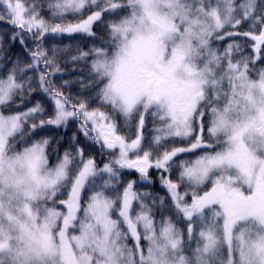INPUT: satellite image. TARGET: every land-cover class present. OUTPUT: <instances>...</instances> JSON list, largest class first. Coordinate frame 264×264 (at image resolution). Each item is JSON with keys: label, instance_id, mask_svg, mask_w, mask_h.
I'll list each match as a JSON object with an SVG mask.
<instances>
[{"label": "snow or ice", "instance_id": "obj_1", "mask_svg": "<svg viewBox=\"0 0 264 264\" xmlns=\"http://www.w3.org/2000/svg\"><path fill=\"white\" fill-rule=\"evenodd\" d=\"M106 16L71 57L90 60L74 99L46 40L94 38ZM0 28V60L6 40L29 58L0 69V264H264V0H0ZM37 90L50 113L20 110ZM70 120L102 167L78 143L53 165L32 139ZM153 168L167 199L123 181Z\"/></svg>", "mask_w": 264, "mask_h": 264}, {"label": "trees", "instance_id": "obj_2", "mask_svg": "<svg viewBox=\"0 0 264 264\" xmlns=\"http://www.w3.org/2000/svg\"><path fill=\"white\" fill-rule=\"evenodd\" d=\"M30 2V0H29ZM45 18L47 19L49 17V14L47 11L44 13ZM109 16H106L103 23H98L94 27L95 31V37L90 38L83 35H76L72 38H69L67 36L65 37H51L49 36L46 40V45L50 46L52 43H58L60 47L66 48V52L62 54L60 59V66L62 69V75H58L55 78V83L57 86H59L63 81H69V86L62 89L65 94L72 96L74 99L77 97L80 98H87L89 96V93L86 91H83L80 87V80H84L85 83H87V79L89 76V67L90 64L89 61L81 60L79 62H73L71 60V57L73 55L77 54V49H82L84 51H88L93 45L100 46L101 42L107 39L106 31H105V24L109 21ZM73 17L69 15L67 17V20H72ZM57 21H52V23H55ZM247 30V26L245 25L240 29V31ZM6 31V29L0 28V32ZM34 43L31 39L27 40V47L29 49L33 48ZM214 46L221 47L220 44H214ZM4 49L6 50V56L3 60H0V69L4 68L5 63L8 62V59L15 60L17 57H20L21 60L25 63L29 62L28 54L25 52L24 47L21 46L19 41H7L4 44ZM250 54V48L248 49ZM8 67H11V64L8 63ZM256 68H264V63H258L256 65ZM31 75V73H29ZM83 92V95H81ZM17 100H19V97H17ZM41 102L47 109L48 112H51V102L48 101L47 97L41 93L39 90L32 93V96L30 100L26 99L25 104L20 108L21 111L26 110V108L33 106L36 102ZM92 107H97L95 103L91 105ZM47 118L46 116L44 117ZM120 120V118H117ZM37 123L39 122V118H37ZM121 124L123 121H120ZM152 128H153V122L151 118L149 117L146 121V127L144 128V135L146 138H151L152 136ZM75 134L76 140L73 141V135ZM42 137H47L50 139L51 144L49 147V154H50V163L55 164L57 162V155H63L64 151L68 149L70 146H75V144H79L80 147L84 148L85 150V158L92 156L95 158L98 166L102 167L105 162H107L111 157L105 153L101 154V151L99 149L98 145H93L91 142L86 141L83 137L82 133L78 131L77 122L75 120H70L67 124V126H61V127H55V126H46L42 129H38L37 133L32 137V139H40ZM132 138V137H130ZM184 146H187L186 144ZM171 147V145H169ZM191 154H184L180 157V159H188L190 158ZM178 162V161H177ZM160 175L161 173L158 172L156 169H150L149 172V180L148 181H141L139 174L135 172H129L125 170L123 172V181L124 183H127L129 180H135L137 181L135 190L138 192H151L156 196L165 197L167 199L166 195V189H164L161 186L160 182ZM164 176H168V173H163ZM177 177V172L173 171L171 174V178L175 180ZM210 187V185H209ZM184 189L182 188L181 191ZM203 190H207L202 189ZM90 193L86 191L84 193V199H87V196ZM150 203V201H149ZM156 219H160L159 213L156 215ZM180 227L184 228L186 231V225H179ZM193 246H195L193 244Z\"/></svg>", "mask_w": 264, "mask_h": 264}, {"label": "rangeland", "instance_id": "obj_3", "mask_svg": "<svg viewBox=\"0 0 264 264\" xmlns=\"http://www.w3.org/2000/svg\"><path fill=\"white\" fill-rule=\"evenodd\" d=\"M61 198H63V197H61Z\"/></svg>", "mask_w": 264, "mask_h": 264}]
</instances>
